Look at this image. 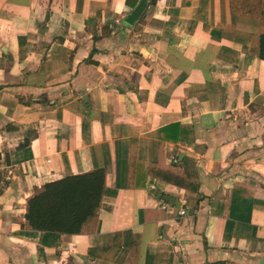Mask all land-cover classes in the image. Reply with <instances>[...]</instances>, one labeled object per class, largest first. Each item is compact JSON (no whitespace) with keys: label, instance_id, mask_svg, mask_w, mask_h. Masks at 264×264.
I'll return each mask as SVG.
<instances>
[{"label":"crops","instance_id":"1","mask_svg":"<svg viewBox=\"0 0 264 264\" xmlns=\"http://www.w3.org/2000/svg\"><path fill=\"white\" fill-rule=\"evenodd\" d=\"M139 1L0 0V264H264L259 23L146 0L121 24ZM94 170L79 234L29 229L45 184Z\"/></svg>","mask_w":264,"mask_h":264},{"label":"trees","instance_id":"2","mask_svg":"<svg viewBox=\"0 0 264 264\" xmlns=\"http://www.w3.org/2000/svg\"><path fill=\"white\" fill-rule=\"evenodd\" d=\"M229 10L231 15L258 21L256 53L264 60V0H229ZM158 170L160 173V168ZM104 178L103 171L94 170L45 184L27 201V226L33 231L79 234L83 226L95 218Z\"/></svg>","mask_w":264,"mask_h":264},{"label":"water","instance_id":"3","mask_svg":"<svg viewBox=\"0 0 264 264\" xmlns=\"http://www.w3.org/2000/svg\"><path fill=\"white\" fill-rule=\"evenodd\" d=\"M146 0H140L138 4L129 12V14L121 20V24L131 27L140 17L144 7ZM1 174V172H0Z\"/></svg>","mask_w":264,"mask_h":264},{"label":"built area","instance_id":"4","mask_svg":"<svg viewBox=\"0 0 264 264\" xmlns=\"http://www.w3.org/2000/svg\"><path fill=\"white\" fill-rule=\"evenodd\" d=\"M178 211H179V213H182L183 212V208H180Z\"/></svg>","mask_w":264,"mask_h":264}]
</instances>
